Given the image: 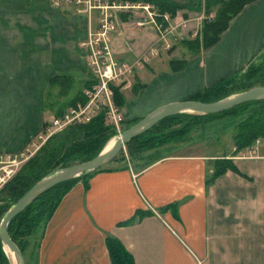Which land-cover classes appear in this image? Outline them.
I'll use <instances>...</instances> for the list:
<instances>
[{"label":"crops","instance_id":"obj_1","mask_svg":"<svg viewBox=\"0 0 264 264\" xmlns=\"http://www.w3.org/2000/svg\"><path fill=\"white\" fill-rule=\"evenodd\" d=\"M4 1L12 0H0V151L17 154L40 134L46 111L53 113L50 81L90 77L82 43L89 24L99 23L69 0ZM169 23L167 32L175 29ZM164 34L122 19L110 35L116 60L134 65L133 86L122 89L125 121L244 70L264 51V0L246 5L208 49L179 51ZM181 61L184 68L174 70ZM208 144L181 145L144 167L126 155L77 180L46 221L29 264H112L109 237L134 264H264V139L244 151ZM222 159L232 168L216 175Z\"/></svg>","mask_w":264,"mask_h":264},{"label":"trees","instance_id":"obj_2","mask_svg":"<svg viewBox=\"0 0 264 264\" xmlns=\"http://www.w3.org/2000/svg\"><path fill=\"white\" fill-rule=\"evenodd\" d=\"M110 2H145L153 4L158 12L163 16L169 14L174 18L181 10H197L201 12L203 9L206 14L211 13L213 7L219 6V12L214 21H205L203 29L202 43H198V50L201 48L208 49L215 45L221 38L222 33L228 28L230 21L242 12L244 7L256 0H108ZM9 5V4H5ZM13 5V4H12ZM23 5H16L13 7H22ZM9 7V6H8ZM187 17V13L184 14ZM191 46V45H190ZM253 62V61H252ZM250 63L244 70L236 72L216 84L206 88L191 100H198L202 102H216L223 100L235 92L248 90L256 85H264V66L259 68ZM185 62H175L173 69H182ZM251 72L253 74H251ZM90 72L88 79L89 85L83 88V91L73 97L68 107L61 110L57 108L55 117H62L67 110L72 107H77L79 104L87 102L86 90L92 88L97 83L96 78ZM73 81L71 75H62L54 77L50 83L51 85L62 84V81ZM114 90V102L117 108H121L123 102V93L119 87L111 86ZM61 110V111H59ZM59 112V113H58ZM247 114V115H246ZM246 115V116H245ZM228 117L234 119L240 118L237 121L229 123L227 129H232L233 143L236 151H244L254 146L258 139H264V99L246 102L238 105L232 109L216 114H201L193 112H183L171 117H168L150 130L133 138L127 144V155L132 162L139 161L140 167L148 166L150 163L175 152L176 148L192 142L205 141L204 136H193V133L199 130H206L210 125H217L215 121H222ZM136 122L125 121L123 124L129 128ZM45 126L48 127V124ZM125 128V129H126ZM117 127L112 126L106 120L105 109L95 114L91 120L83 123H74L68 125L64 130L55 133L56 136H50V143L46 145L39 157L33 158L28 163L29 168L26 172L18 173L14 178L13 183L4 188L5 191L10 192L15 198L19 199L39 180L59 170L57 168H64L75 160H91L100 154L105 148L107 142L117 134ZM225 129V127L223 128ZM125 153L117 157L113 161L124 158ZM60 168V169H61ZM105 167L99 169L102 170ZM228 168H232L231 161L222 159L217 161L216 175L225 172ZM46 171L40 174L43 170ZM56 169V170H55ZM98 171V170H96ZM90 172L85 175L73 178L69 181L63 182L40 196L35 202L25 208L18 214L9 224L8 230L12 239L18 244L22 253L24 248L18 238L24 237L29 239L36 235L38 229L43 222L51 216L52 212L62 199V197L69 191L72 185L79 179L91 175ZM35 177V181L33 180ZM0 191L3 192L4 189ZM13 192V193H12ZM43 199V201H41ZM41 201V202H40ZM14 205V204H13ZM10 205L5 209L0 205V225L1 222L13 206ZM16 223V224H15ZM13 225L16 228L13 229ZM45 225V224H44ZM37 242L35 243V245ZM107 246L110 252L112 264H134L132 254L116 239L109 237ZM36 247V246H34ZM34 251L30 256H34ZM0 264H12L9 258L3 251V243L0 239Z\"/></svg>","mask_w":264,"mask_h":264},{"label":"rangeland","instance_id":"obj_3","mask_svg":"<svg viewBox=\"0 0 264 264\" xmlns=\"http://www.w3.org/2000/svg\"><path fill=\"white\" fill-rule=\"evenodd\" d=\"M12 1H4V2L5 3L9 2V5L13 4V6H14V3L16 6V5H22L24 2V0H15L14 2H12ZM69 1H70V3H72L71 6L74 5V9H72V8L71 9L77 10L76 13L84 14L87 11L86 14H87L88 19L91 17H94L95 20L100 24L104 20L105 16H108V20L113 21L114 26L115 25L117 26L118 22H120L122 19H124L130 23H133L137 27H143L146 25L153 24V23H150L151 20L148 16V13H147L148 11H146L145 9L142 8L143 6H149L150 10L154 12V26H155V24H158L159 26H161L164 33H166V36H168L169 41L171 40L170 41L171 44H173V46H175V47L178 46V48H180L179 51L180 50H186V51H190L192 53L199 52L202 49L201 48L198 50L199 45H197V44L203 42L202 37H203V29H204L205 21H207V22L214 21L216 19V15L219 12V6L213 7L211 9L212 11L210 14H206L204 9L201 12H199L197 10H193V11L181 10V11H179L178 15H176L174 18H172L169 14H165L162 16L153 4L145 3V2H120V1L119 2H117V1L110 2L108 0H69ZM177 1H180V0H177ZM55 5H57L56 2H55ZM104 7H108V9L106 10ZM183 13L184 14L187 13V19L190 20V22H188V25L190 24L188 26L190 28L189 34H185V33L183 34L182 33V31H183L182 30V22L186 18L184 15H182ZM141 18L146 19V21H148V19H149L150 22L144 21L145 24L139 25V20ZM90 20L91 19H89V23H90ZM169 21H171V23H172L171 25L174 26V28H175L174 30H173V28H171L170 31L168 30L170 33L166 31L167 25L170 24ZM112 32H114V30ZM163 35H165V34H163ZM111 51H112V48H111ZM112 53H113V51H112ZM86 55H87V52H86ZM113 55H114V53H113ZM144 59H146V58H144ZM146 62L144 61V63H146ZM252 63H253V66L256 65L257 68L264 66V51ZM126 64H128V63H126ZM128 65H130V64H128ZM130 66L132 68V72L129 73L128 76L125 77L123 80L116 81L113 84H111V86L119 87L121 89V91L127 85L133 86L132 82H131V80H132L131 75L134 72L133 71L134 65L131 64ZM156 68H158V66L155 63L154 69H156ZM251 74H253V73L251 72ZM73 78H74L73 81L71 79H70V81L69 80L62 81V84L61 83L56 84L55 86H53L48 91L47 102L48 103L49 102L54 103V105H53L54 107L52 108L53 113H51V112L49 113V110L46 111V118L48 119L46 124H48V126H50L52 120L54 119L53 116L54 117L56 116L57 113H55V111H57V108H62L61 110H63L66 107H68L69 101L73 97H75L79 93V91H83V88H85V86L87 87L89 85V83H88L89 78H80V76L79 77H73ZM94 79H95V77H94ZM256 86H262V85H256ZM256 86H253V87H256ZM253 87H251V88H253ZM90 89H92V88H89L86 91H88ZM244 91H247V90L235 92L226 98L235 96V95L242 93ZM112 93H113L112 100H113V104L115 105L113 88H112ZM226 98H224V99H226ZM104 109L106 111L107 122L109 124H111L112 126L113 125L116 126L114 119L108 115L109 109L107 106L100 108L98 110V112H101ZM61 110H59V111H61ZM117 114H119V116L121 117V121H119L118 126H116L117 127V129H116L117 134L107 142L106 146L108 145V143L112 139H115L116 137H118L120 135V133H122L124 130L127 129L125 127V125L123 124V122H125V119L120 114L119 109L117 111ZM239 119H240L239 117L236 119H234L233 117H228L227 119H223L222 121H215L213 123H217V125H210L209 128L206 130H199V131L193 133V136H197V137L204 136V140L205 139L206 140L203 141V143L204 144L209 143L208 148L212 147L214 149V151H218V150L223 151V152L228 151L230 149V146L233 145V137H232L233 131L231 128L227 129L226 126L230 127L229 123H231L233 121H237ZM140 120H138V121H140ZM224 127H225V129H223ZM57 132H60V131H57ZM57 132H54L53 134L56 136L55 133H57ZM53 134H50L47 131V126H44L42 128L40 134L30 143V145L28 147H26L22 152L17 153L18 159L20 161H24V162L21 163L17 173L5 184L4 188L8 184L10 186L13 183L12 181H14V178H16L18 173L26 172V170L29 168L28 162L30 160H32L33 158L39 157L40 153H42V151L46 147V145L50 143L49 139H50V136ZM57 134H59V133H57ZM180 147L181 146L177 147L176 149L178 150ZM0 152L5 153L2 151H0ZM122 153H125V156L128 154L126 145L124 146V149L118 155V157L121 156ZM85 161H88V160H85ZM85 161L78 159V160H75L74 162L70 163L67 166L82 163ZM67 166H65V167H67ZM60 168L61 167H59L57 169H60ZM46 171H50V170L49 169L43 170L42 172H40V174H43ZM36 179H38V178L35 177L33 180L35 181ZM10 192L5 191V189H4V191L0 193V205L3 206L5 209H8V207L10 205L15 204L19 200L18 196H17V198H15V196H13ZM41 201H43V199ZM44 224H45V222H43L41 224L36 235L31 237L30 240L27 238L24 239V237L18 238L21 245L24 248L23 256L25 259V264L26 263L29 264V262L32 260L30 253L33 252V250L35 249V247H34L35 243L38 242L39 236L41 235V232L44 229ZM12 227H13V229H15L16 225H13ZM3 251H4L5 255L9 258L11 263L14 264V259L10 256V254H8V249L4 246V244H3Z\"/></svg>","mask_w":264,"mask_h":264},{"label":"water","instance_id":"obj_4","mask_svg":"<svg viewBox=\"0 0 264 264\" xmlns=\"http://www.w3.org/2000/svg\"><path fill=\"white\" fill-rule=\"evenodd\" d=\"M260 99H264V85L253 87L235 96L216 102H202L190 99L166 104L120 133V135L115 138V143L110 150L105 151L104 149L100 154L91 160L64 167L36 182L8 210L0 225V239L4 246L13 254L14 264H25V259L20 247L9 234V224L18 214H20L25 208L35 202L48 190L63 182L105 167L118 157L124 149V146L130 140L150 130L168 117L183 112L216 114L232 109L246 102Z\"/></svg>","mask_w":264,"mask_h":264},{"label":"built area","instance_id":"obj_5","mask_svg":"<svg viewBox=\"0 0 264 264\" xmlns=\"http://www.w3.org/2000/svg\"><path fill=\"white\" fill-rule=\"evenodd\" d=\"M58 1L56 4H59ZM104 8L108 9V7ZM142 8L148 11L151 22L149 19L146 21V19L141 18L139 25H143L145 22L154 25V12L150 10L149 6ZM155 26L163 35L164 31L161 26L158 24ZM89 27L87 39L82 43V47L87 52L86 57L90 72L95 76L97 83L92 89L86 91L88 100L85 104L72 107L62 117H55L52 120L50 126L47 127L50 134L61 131L70 124L88 122L98 113L100 108L106 106L109 109L108 115L114 119L116 126L121 121V117L117 114L118 108L113 104L111 84L127 77L132 72V68L130 65L116 60L111 51L110 35L115 30V26L113 21L108 20V16H105L98 26L90 24ZM22 162L24 161L18 159V154L0 152V191L17 173Z\"/></svg>","mask_w":264,"mask_h":264},{"label":"bare ground","instance_id":"obj_6","mask_svg":"<svg viewBox=\"0 0 264 264\" xmlns=\"http://www.w3.org/2000/svg\"><path fill=\"white\" fill-rule=\"evenodd\" d=\"M114 143H115V139H112V140L108 143V145L104 148L105 151L110 150V149L112 148V146L114 145ZM8 254H10V256L14 259L13 254H12L9 250H8Z\"/></svg>","mask_w":264,"mask_h":264}]
</instances>
